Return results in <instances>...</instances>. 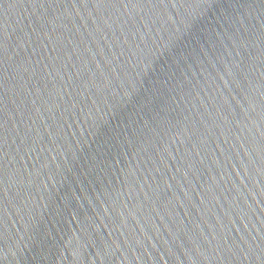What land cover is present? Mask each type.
I'll use <instances>...</instances> for the list:
<instances>
[{
  "label": "water",
  "instance_id": "water-1",
  "mask_svg": "<svg viewBox=\"0 0 264 264\" xmlns=\"http://www.w3.org/2000/svg\"><path fill=\"white\" fill-rule=\"evenodd\" d=\"M0 264H264V0H0Z\"/></svg>",
  "mask_w": 264,
  "mask_h": 264
}]
</instances>
